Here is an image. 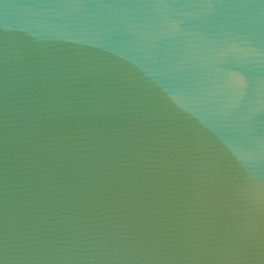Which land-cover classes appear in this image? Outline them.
Here are the masks:
<instances>
[{
  "label": "water",
  "instance_id": "1",
  "mask_svg": "<svg viewBox=\"0 0 264 264\" xmlns=\"http://www.w3.org/2000/svg\"><path fill=\"white\" fill-rule=\"evenodd\" d=\"M0 264H264V0H0Z\"/></svg>",
  "mask_w": 264,
  "mask_h": 264
}]
</instances>
